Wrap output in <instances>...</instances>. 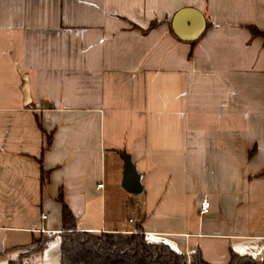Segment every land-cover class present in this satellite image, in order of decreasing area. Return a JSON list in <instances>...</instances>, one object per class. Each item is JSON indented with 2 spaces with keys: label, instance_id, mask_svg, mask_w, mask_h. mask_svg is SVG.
<instances>
[{
  "label": "crops",
  "instance_id": "0c3cea01",
  "mask_svg": "<svg viewBox=\"0 0 264 264\" xmlns=\"http://www.w3.org/2000/svg\"><path fill=\"white\" fill-rule=\"evenodd\" d=\"M185 8L210 24L194 44L168 24ZM251 27L264 32V0H0V264H62V203L80 232L141 225L209 264L264 262V40Z\"/></svg>",
  "mask_w": 264,
  "mask_h": 264
},
{
  "label": "trees",
  "instance_id": "16d2710c",
  "mask_svg": "<svg viewBox=\"0 0 264 264\" xmlns=\"http://www.w3.org/2000/svg\"><path fill=\"white\" fill-rule=\"evenodd\" d=\"M159 25L153 22L150 29ZM255 37L264 40V32L255 27L250 28ZM172 31V29H171ZM196 41L193 42V44ZM61 199V198H60ZM63 229L62 234V264H209L200 251L187 256L174 251L166 244L149 243L141 225L132 234L103 233L94 235L80 232L77 229L76 218L62 203ZM50 238L35 241V249L40 250ZM11 264H21L19 261ZM230 264H264L248 256L232 254Z\"/></svg>",
  "mask_w": 264,
  "mask_h": 264
},
{
  "label": "water",
  "instance_id": "95a60500",
  "mask_svg": "<svg viewBox=\"0 0 264 264\" xmlns=\"http://www.w3.org/2000/svg\"><path fill=\"white\" fill-rule=\"evenodd\" d=\"M194 21V23H193ZM175 35L181 40L194 41L199 39L207 27L204 14L193 8H185L177 12L172 21L168 22ZM125 164V173L122 187L132 195H142L145 187L142 184V175L138 172L137 166L127 152L122 156Z\"/></svg>",
  "mask_w": 264,
  "mask_h": 264
},
{
  "label": "built area",
  "instance_id": "2783aa9c",
  "mask_svg": "<svg viewBox=\"0 0 264 264\" xmlns=\"http://www.w3.org/2000/svg\"><path fill=\"white\" fill-rule=\"evenodd\" d=\"M98 188H103V184H99L98 185ZM200 214L201 215H205V214H208L210 212V207H211V203L206 199V200H203L200 204ZM47 216H43V219H46ZM130 222L132 223L133 220H130Z\"/></svg>",
  "mask_w": 264,
  "mask_h": 264
},
{
  "label": "rangeland",
  "instance_id": "374dc122",
  "mask_svg": "<svg viewBox=\"0 0 264 264\" xmlns=\"http://www.w3.org/2000/svg\"><path fill=\"white\" fill-rule=\"evenodd\" d=\"M122 186V184H121ZM128 196L130 197V200H134L135 202L141 200L142 196L141 195H130L128 194ZM136 204V203H135ZM128 217H136V215L134 214V212L128 213Z\"/></svg>",
  "mask_w": 264,
  "mask_h": 264
}]
</instances>
